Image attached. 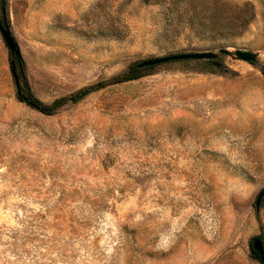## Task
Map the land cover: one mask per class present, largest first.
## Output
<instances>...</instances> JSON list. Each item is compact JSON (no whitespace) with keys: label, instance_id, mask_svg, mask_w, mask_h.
I'll list each match as a JSON object with an SVG mask.
<instances>
[{"label":"rangeland","instance_id":"374dc122","mask_svg":"<svg viewBox=\"0 0 264 264\" xmlns=\"http://www.w3.org/2000/svg\"><path fill=\"white\" fill-rule=\"evenodd\" d=\"M170 1L7 0L0 10L24 63L18 86L46 104L135 61L257 53L253 63L219 54L227 74L161 63L45 114L17 99L0 33V264H262L252 241L264 247V197L254 205L264 0H222L253 11L222 36H200L187 19L164 34L168 8L193 13L191 0Z\"/></svg>","mask_w":264,"mask_h":264},{"label":"trees","instance_id":"16d2710c","mask_svg":"<svg viewBox=\"0 0 264 264\" xmlns=\"http://www.w3.org/2000/svg\"><path fill=\"white\" fill-rule=\"evenodd\" d=\"M145 3L151 2V0H142ZM178 1H170L172 5H176ZM205 5V6H204ZM189 6L192 8L193 13L190 15H183V12H174L173 8H168V14L164 18L167 20L165 24V33L180 31L176 29L178 23L180 24L183 20H188V29L200 36L212 35V36H222L224 34H235L242 31L245 26L249 23L250 19L253 17L252 6L249 2H246L243 6H232L225 1L218 2L214 1L212 4L209 2H204V0H191ZM7 7V0H0V10L5 13ZM176 15V24L172 29V15ZM14 63L15 70L20 76L23 75L24 63L19 56H14L12 59ZM141 61H135L129 64L126 70L110 76L108 79L97 81L93 84L79 88L66 96H61L56 99L51 104H46L41 101L28 87L24 84L22 87L17 86L16 97L19 101L24 102L28 106L39 110L45 114H52L56 109L66 104L67 102H78L86 95L92 91L103 88L108 84L120 83L129 81L140 77L146 71L151 69L155 65L140 66ZM178 63L182 66L198 67L200 71L227 74L233 72L232 69L224 62V59L219 55L212 59H182L169 61V63ZM11 66V64H10ZM258 256V255H257Z\"/></svg>","mask_w":264,"mask_h":264},{"label":"water","instance_id":"95a60500","mask_svg":"<svg viewBox=\"0 0 264 264\" xmlns=\"http://www.w3.org/2000/svg\"><path fill=\"white\" fill-rule=\"evenodd\" d=\"M0 33L5 41V44L7 45L9 52L13 56H19V51L16 42L14 41L8 26L6 25L4 19L3 22L0 19ZM219 54H225V55H232L234 58L239 60H244L247 62H255L257 59V53L250 51V50H242L240 48L234 49L232 52L228 50V48H223L218 50V52L213 50H206V51H192V52H179L174 54H169L165 56H159V57H153L142 60L139 65L140 66H148V65H158L161 63L169 62V61H175V60H182V59H194V60H200V59H212ZM11 64V73L13 75L14 82L16 86L19 84V77L15 70L13 61L10 62ZM262 197H264V187L261 189V191L257 194V197L255 199V207H258ZM252 249L257 251L259 254V260L262 264H264V247L262 244V241L255 237L252 241Z\"/></svg>","mask_w":264,"mask_h":264},{"label":"flooded vegetation","instance_id":"af4514ba","mask_svg":"<svg viewBox=\"0 0 264 264\" xmlns=\"http://www.w3.org/2000/svg\"><path fill=\"white\" fill-rule=\"evenodd\" d=\"M255 253H257L258 254V252L257 251H255V250H253Z\"/></svg>","mask_w":264,"mask_h":264}]
</instances>
